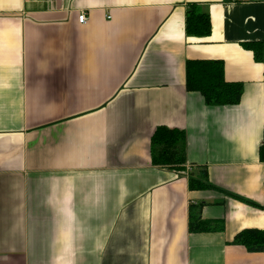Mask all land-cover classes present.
<instances>
[{
    "label": "crops",
    "instance_id": "crops-1",
    "mask_svg": "<svg viewBox=\"0 0 264 264\" xmlns=\"http://www.w3.org/2000/svg\"><path fill=\"white\" fill-rule=\"evenodd\" d=\"M191 5L210 35L187 34ZM245 42L264 0H0V264H264L231 243L264 229V57ZM188 60H221L240 102L189 91ZM160 126L185 133L184 169L154 164ZM198 168L211 187H189Z\"/></svg>",
    "mask_w": 264,
    "mask_h": 264
},
{
    "label": "trees",
    "instance_id": "trees-1",
    "mask_svg": "<svg viewBox=\"0 0 264 264\" xmlns=\"http://www.w3.org/2000/svg\"><path fill=\"white\" fill-rule=\"evenodd\" d=\"M186 32L189 36H208L212 31L209 14L191 5L186 14ZM245 49L253 51L254 59L258 62L264 57V42H245ZM186 88L199 92L209 105H235L243 94L242 82H230L225 78L224 63L221 60H188L186 63ZM151 153L154 164L184 169L186 164V136L182 130L160 126L151 139ZM260 158L264 162V139L260 147ZM192 169V166L189 165ZM199 174H189L191 189L211 187L205 168H198ZM251 205L254 202L237 196ZM264 209V206L262 207ZM199 212V210H198ZM190 230L194 232L223 230L221 223L211 224L200 216L190 219ZM244 246L249 252L264 251V229L246 228L237 233L231 242Z\"/></svg>",
    "mask_w": 264,
    "mask_h": 264
},
{
    "label": "built area",
    "instance_id": "built-area-1",
    "mask_svg": "<svg viewBox=\"0 0 264 264\" xmlns=\"http://www.w3.org/2000/svg\"><path fill=\"white\" fill-rule=\"evenodd\" d=\"M78 21H79V23H85L86 21H87V16H86V14H80L79 16H78Z\"/></svg>",
    "mask_w": 264,
    "mask_h": 264
}]
</instances>
